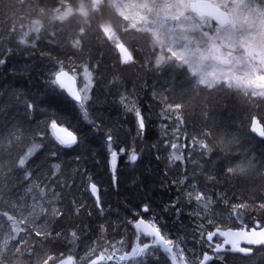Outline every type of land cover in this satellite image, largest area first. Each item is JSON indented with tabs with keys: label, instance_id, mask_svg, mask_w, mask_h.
I'll return each instance as SVG.
<instances>
[{
	"label": "trees",
	"instance_id": "obj_1",
	"mask_svg": "<svg viewBox=\"0 0 264 264\" xmlns=\"http://www.w3.org/2000/svg\"><path fill=\"white\" fill-rule=\"evenodd\" d=\"M69 8L76 13L63 14ZM113 11L103 0H0V213L15 217L0 215V258L6 264H37L46 255L88 264L119 243L130 251L136 240L132 222L141 217H155L189 263L199 264L211 253L208 233L264 227V139L250 131L251 116L264 115V100L253 98V105L236 84L202 82L191 63L173 56L177 51L166 38L139 27L115 29L120 22ZM118 45L128 49L132 62H120ZM85 68L93 78L86 108L96 130L50 83L61 69L79 79ZM53 90L63 103L47 102ZM25 101L34 102L30 114ZM174 102L181 108L168 107ZM136 109L144 117L142 135ZM53 119L78 136L76 145L57 143L49 127ZM108 134L117 151L115 185ZM33 145L38 147L20 168V157ZM133 150L135 164L128 159ZM173 153L182 159H171ZM25 169L32 173L27 180ZM90 183L100 189L103 213ZM41 188L59 198L39 200ZM196 191L211 197L208 208L206 200L195 199ZM145 204L149 213H142ZM239 204L244 207L234 212ZM41 226L50 234L36 235ZM16 246L22 251L15 252ZM219 256L224 259L212 264H264V247L250 257ZM152 258L147 264H162Z\"/></svg>",
	"mask_w": 264,
	"mask_h": 264
},
{
	"label": "rangeland",
	"instance_id": "obj_2",
	"mask_svg": "<svg viewBox=\"0 0 264 264\" xmlns=\"http://www.w3.org/2000/svg\"><path fill=\"white\" fill-rule=\"evenodd\" d=\"M103 1L117 15L115 21H119L120 26L116 24L115 29H124L125 25L130 28L139 27L150 30L156 38H166L168 44H172L177 51L176 53L172 50L173 56L191 63L202 82L210 85L217 81H226L240 86L248 93L264 88L259 81V77L264 74V0H208L231 15V23L225 28L218 27L208 18H198L190 12V3L198 0L189 1L187 9L186 0ZM75 13L74 8L63 12L66 15ZM84 79L83 73L78 79L80 87ZM92 89L93 78L89 97ZM142 239L150 242L151 237L141 235L140 243ZM209 248L213 253L214 248ZM149 251H154L153 258L160 263L171 264L172 260L161 248ZM123 252H131V249L127 251L125 244H116L112 251L104 253L105 257L115 254L110 260L111 263L102 264H133L131 260L123 262L116 259ZM183 254L184 262L190 264L187 254ZM145 259L148 263L149 257Z\"/></svg>",
	"mask_w": 264,
	"mask_h": 264
},
{
	"label": "snow or ice",
	"instance_id": "obj_3",
	"mask_svg": "<svg viewBox=\"0 0 264 264\" xmlns=\"http://www.w3.org/2000/svg\"><path fill=\"white\" fill-rule=\"evenodd\" d=\"M120 57V62L122 64H128L134 60V57L129 53L127 56H125L123 53H118ZM5 63L4 59H0V65H3ZM85 79L83 85L77 89L76 88V77L70 76L67 72L63 71L61 69L59 72L55 73L54 79L50 81L52 85H58V87L67 94V97L70 98L72 101L75 102V106L79 108L84 120L92 124L93 130H96L99 128V125H97L90 117L89 112L86 108V104L89 97V92L92 87V78L91 73L88 72V69L85 68L84 71ZM247 101L251 102L253 105L256 104V100L253 98H260L261 100H264V88H259L256 91H253L251 93H246ZM49 104L56 106L59 103H63L64 101L60 99V93L53 90V93L49 100L47 101ZM26 104V114H30L33 107L34 102H27ZM181 103L174 102L173 104H169V108H175L180 109ZM262 109H264V105H261ZM129 111L133 110V107H128ZM135 115L137 117V124L139 129V134H143L145 123H144V117L141 115L139 109L135 110ZM52 135L54 136L57 143L63 147L71 148L72 146L76 145L78 143V137L73 131H69L68 128L63 127L62 123L58 124L56 119H53L49 125ZM250 131L252 133H256L260 138L264 139V115H261L260 118H257V116L252 115L251 116V124H250ZM106 141H107V147L110 154V160L109 165L113 172V184L115 185L116 182V176H115V168H116V162H117V151L113 150V143H114V137L111 134L106 135ZM79 143H83V140L81 139ZM38 147V145H33V148L29 149V151L19 159V167L24 168L27 159L29 156L33 154L34 149ZM171 147L173 149L177 148V144L172 143ZM202 148H207L208 146L205 144H201ZM120 153L123 154L124 149H119ZM53 156L57 154L56 151H52L51 153ZM128 159L135 164V162L138 160V155L133 150L131 154L129 155ZM171 159L178 160L182 159L180 155H177L176 153H173L171 156ZM250 163V162H249ZM57 172L60 171V165L55 164L53 166ZM246 167V166H245ZM234 169L232 167L227 168V172L231 173ZM32 175V173L25 169L24 179H29V177ZM10 182H14V178H10ZM0 187H2V183H0ZM192 188L195 190V185H192ZM89 189L92 193V195L96 198V207L101 209V213H103V208L101 206L100 197L98 195V187L95 183H90ZM29 192L32 191L31 188L28 189ZM51 195H46L43 188L39 191V200L44 199H51L53 201L57 200L59 198V193L51 191ZM191 195V193H190ZM33 201H37L38 197L36 194H33L32 196ZM195 199L197 201L206 200L207 202L203 205L205 208H208L210 204L212 203L211 197L207 195L206 191H196L195 193ZM82 207V205H81ZM233 211L235 212L236 209L244 207L243 204L239 205H233ZM261 207H264V204H261ZM76 212H79V207H77ZM71 211V209H69ZM150 209L147 204L143 205L142 213H149ZM52 212L58 217L59 215H63V212L57 211L56 209H52ZM3 217H6L8 221H14L15 217L11 214H9L8 211H3L0 213ZM237 219H241V216L237 214ZM23 223V221H21ZM134 227L138 230L137 232V241L140 240V236H146L151 237L150 242H143L138 243L137 245L133 246L131 249V252H123L120 254L116 259L118 261H125V260H131L133 261V264H147L145 257H151L154 255V251H149L150 249L155 250L156 248H161L165 253L168 254L169 259L172 260V264H177V260L183 264L184 262V254L183 250L179 249L178 245L174 243L172 239H168L167 236L162 232L161 227H158V221L153 217L151 220L145 221L144 218L136 219L132 222ZM143 226V227H142ZM246 227V226H245ZM257 227H259V223H257ZM13 231L15 232L16 229L13 228ZM217 232H219L220 236H223L225 239L222 243H215L212 244L213 236L217 235L216 232H210L207 235V241L209 242L210 246L214 248V251L216 252H233V253H241L245 256H250L253 253V248L250 247H241L240 242L245 241L249 245H264V229H260L259 231L256 230V228L251 229L250 231L245 232L243 229L239 232H232V231H219L217 229ZM49 228L47 226H41V230L37 231L36 235H49ZM73 237L76 236V233H72ZM15 239V237H12ZM20 242H23V237H20ZM226 245H230V247H225ZM115 247V245H113ZM174 248L176 251H174ZM14 251L19 253L22 251V249L18 246L14 247ZM115 255V254H113ZM113 255H109L107 257L104 256L103 253L96 259H92L90 261V264H97V260H112ZM219 259L223 260L224 257L220 256ZM7 258H0V264H6ZM212 260V257L209 256L207 253L203 255V258L201 260V264H206V262ZM72 261V257L69 256L67 262L64 259H61L59 257L54 258L52 255H46L41 257L37 264H70ZM10 264V262H9Z\"/></svg>",
	"mask_w": 264,
	"mask_h": 264
},
{
	"label": "water",
	"instance_id": "obj_4",
	"mask_svg": "<svg viewBox=\"0 0 264 264\" xmlns=\"http://www.w3.org/2000/svg\"><path fill=\"white\" fill-rule=\"evenodd\" d=\"M99 2H100V0H93V3L96 4V5L99 4ZM189 10H190V12L193 15L197 16L198 18H208V19H210L215 25H217L220 28H225L226 26H228L231 23V15L229 14V12L221 9L220 7H218V6L214 5V4H212L208 0H198V1L191 2L190 5H189ZM117 49H118V53H123L125 56H127L129 54L128 49L125 46H123V45L118 46ZM65 72H67L70 76H74L71 73H69L68 71H65ZM259 81H260L261 84L264 85V74H262L259 77ZM76 88L77 89L80 88V85H79V82H78L77 78H76ZM254 134L258 138H260L256 133H254ZM260 139H262V138H260ZM98 190H99L98 195L100 197V189H99V187H98ZM95 200H96V198H95ZM145 221L147 222V220H145ZM134 229H135V232L137 233L138 230L135 227H134ZM260 229H264V227L263 228H256L257 231H259ZM243 230L245 232H247V231H250L251 229L250 230L243 229ZM219 231L239 232V231H241V229L240 230H236V229H226V230L219 229ZM213 232H216L217 235L213 236L212 244L222 243L225 238L223 236H220L219 232H217V230H214ZM144 237H146V236H144ZM216 240H218L219 242H215ZM138 243H139V241L136 240V244L135 245H137ZM240 246L241 247H250V248H253V250H255L257 248H260V247H264V245H249L245 241H241L240 242ZM225 247H230V245H226ZM227 253H230L232 255H241L243 257H250V256L253 255L254 251H253V253L250 256H245V255H243L241 253H233V252H227ZM207 254L212 257V260L206 262V264H212L214 262L215 256L219 255V254H224V252H216V251H214L213 253H207ZM64 260L67 262L68 258H66ZM125 261L127 262V261H130V260H125ZM103 262L111 263V261H107V260H97V264H102ZM70 264H77L75 262L74 258H72V261L70 262ZM88 264H90V263H88ZM171 264H172V262H171ZM177 264H181V262H179L177 260ZM183 264H186V263L183 262Z\"/></svg>",
	"mask_w": 264,
	"mask_h": 264
},
{
	"label": "flooded vegetation",
	"instance_id": "obj_5",
	"mask_svg": "<svg viewBox=\"0 0 264 264\" xmlns=\"http://www.w3.org/2000/svg\"><path fill=\"white\" fill-rule=\"evenodd\" d=\"M215 242H218V240H216ZM224 254H230V253H224Z\"/></svg>",
	"mask_w": 264,
	"mask_h": 264
},
{
	"label": "bare ground",
	"instance_id": "obj_6",
	"mask_svg": "<svg viewBox=\"0 0 264 264\" xmlns=\"http://www.w3.org/2000/svg\"><path fill=\"white\" fill-rule=\"evenodd\" d=\"M148 221V220H147ZM144 237V236H143ZM140 243V242H139Z\"/></svg>",
	"mask_w": 264,
	"mask_h": 264
}]
</instances>
